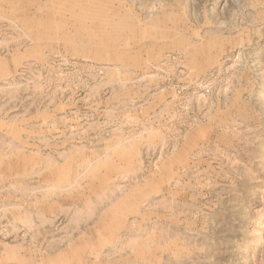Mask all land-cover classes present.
Returning a JSON list of instances; mask_svg holds the SVG:
<instances>
[{
    "label": "rangeland",
    "instance_id": "obj_1",
    "mask_svg": "<svg viewBox=\"0 0 264 264\" xmlns=\"http://www.w3.org/2000/svg\"><path fill=\"white\" fill-rule=\"evenodd\" d=\"M56 256L264 264V0H0V262Z\"/></svg>",
    "mask_w": 264,
    "mask_h": 264
},
{
    "label": "crops",
    "instance_id": "obj_2",
    "mask_svg": "<svg viewBox=\"0 0 264 264\" xmlns=\"http://www.w3.org/2000/svg\"><path fill=\"white\" fill-rule=\"evenodd\" d=\"M74 259L75 258H57V256L51 257V258H46L45 264H74ZM14 262L16 264H34L33 258H14ZM1 264V262H0Z\"/></svg>",
    "mask_w": 264,
    "mask_h": 264
}]
</instances>
